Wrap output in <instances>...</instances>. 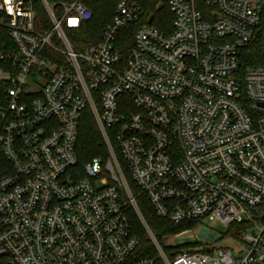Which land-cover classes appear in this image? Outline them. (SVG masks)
Returning a JSON list of instances; mask_svg holds the SVG:
<instances>
[{"label":"built area","instance_id":"obj_1","mask_svg":"<svg viewBox=\"0 0 264 264\" xmlns=\"http://www.w3.org/2000/svg\"><path fill=\"white\" fill-rule=\"evenodd\" d=\"M167 1L168 34L121 0L77 50L85 0H0V264H156L129 209L161 264H264V65L239 64L264 0ZM136 23L124 56L119 34ZM86 110L108 155L80 164ZM124 167L160 218L245 220V242L166 251L181 233L158 241Z\"/></svg>","mask_w":264,"mask_h":264},{"label":"trees","instance_id":"obj_2","mask_svg":"<svg viewBox=\"0 0 264 264\" xmlns=\"http://www.w3.org/2000/svg\"><path fill=\"white\" fill-rule=\"evenodd\" d=\"M120 1L121 0H85L86 6L92 13L90 19L82 22L78 28L68 31L70 41L77 50H84L97 44L101 40L102 33L107 24L112 20L115 9ZM127 1L136 3L140 6L142 10L141 23H146L148 19L152 17L151 25L167 34L171 31L174 17L167 0ZM160 4H162V7L158 8ZM198 7L204 13H206V9L208 8L202 2H199ZM137 25L138 23L132 25L131 28L127 30L121 31L119 34L117 41L119 43H117V47L122 51L124 56L128 55L133 45V33ZM0 40L11 42L6 31L3 29H0ZM239 64L241 70L247 67L264 65V23L256 29L252 41L241 51ZM75 151L80 164H84L95 157H102L105 159L108 155L102 136L89 110H86L81 118L75 143ZM126 175L129 179L128 181L132 191L137 196V202L142 216L159 242L162 243L164 237L170 234H178L197 227V223L199 222L197 220L173 224L168 220L160 218L147 197L139 193V189L132 181L127 170ZM128 213L133 225V230L140 239L138 254L142 256L150 254L156 257V264H161L157 259L154 246L138 215L132 209H129ZM250 227L251 224L245 220L233 222L227 226V234L234 239H239ZM183 250H186L185 246L166 247V251L168 252L174 251L179 253Z\"/></svg>","mask_w":264,"mask_h":264},{"label":"rangeland","instance_id":"obj_3","mask_svg":"<svg viewBox=\"0 0 264 264\" xmlns=\"http://www.w3.org/2000/svg\"><path fill=\"white\" fill-rule=\"evenodd\" d=\"M207 11L208 9L206 15ZM227 229V226L218 220L205 219L199 221L196 228L181 232L178 238L170 242V246H185L189 251L205 248H230L235 252L238 247L243 245L242 242H245V233L239 239H234L227 234Z\"/></svg>","mask_w":264,"mask_h":264},{"label":"water","instance_id":"obj_4","mask_svg":"<svg viewBox=\"0 0 264 264\" xmlns=\"http://www.w3.org/2000/svg\"><path fill=\"white\" fill-rule=\"evenodd\" d=\"M161 7H162V4H160V5L158 6V8H161ZM148 22H149V23L152 22V17L149 18Z\"/></svg>","mask_w":264,"mask_h":264}]
</instances>
